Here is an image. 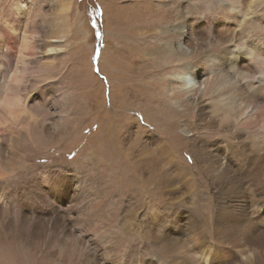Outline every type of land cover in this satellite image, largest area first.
Segmentation results:
<instances>
[{"label":"bare ground","instance_id":"1","mask_svg":"<svg viewBox=\"0 0 264 264\" xmlns=\"http://www.w3.org/2000/svg\"><path fill=\"white\" fill-rule=\"evenodd\" d=\"M61 1L67 14L71 2ZM119 2L126 5L111 15V41L120 45L113 52L115 65L122 50L126 60L134 56L139 76L148 81L137 103L149 104L152 115L144 120L150 127L156 122L161 132L148 141L129 133L128 142L122 141L119 128L127 124L122 115L131 106L132 94L121 73L116 87L120 118L100 122L97 142L87 148L100 169L96 178L88 175L91 181L79 173L81 179L71 180L73 188H52L50 196L40 184L26 192L8 186L0 192V264H33L37 253L50 264H264V0H115ZM20 18V9L11 10L3 22L7 31L0 30L4 67L14 55L24 63L28 50L36 57L38 48L27 39L30 24L23 23L25 37L19 45L10 39ZM144 30L154 32L156 41L149 48L157 63L132 42ZM36 35L38 41L41 35ZM51 43H46L45 53L54 55ZM179 64L185 65L176 74ZM5 97L0 112L14 117L21 110L19 103ZM149 143L160 145L163 153L158 161L150 158L141 165L132 147L144 150ZM193 156L196 167L187 160ZM173 163L180 170L170 171ZM85 164L87 158L81 167ZM189 171L194 172L191 178ZM150 178L164 180L162 195L140 205L136 194ZM45 180L56 183L52 177ZM193 181L202 186L201 195L209 202V219L187 208L198 203ZM86 185L87 201H81ZM98 194L130 200L133 212L143 208L146 218L135 217L156 245L153 258L117 254L125 251L113 238L118 218L102 210L107 200ZM25 196L32 203L24 201L21 207L18 199ZM29 210L32 214H25ZM40 212L37 220L34 216ZM12 225H22L24 235L13 237Z\"/></svg>","mask_w":264,"mask_h":264},{"label":"rangeland","instance_id":"2","mask_svg":"<svg viewBox=\"0 0 264 264\" xmlns=\"http://www.w3.org/2000/svg\"><path fill=\"white\" fill-rule=\"evenodd\" d=\"M70 2L69 12L65 14L63 11L65 3L61 0H0V26L2 27L0 30L7 31L3 23L5 16L11 10L20 9L22 20L20 18V24L17 25L20 32L14 33V37L12 36L10 39L13 40L12 43L19 45L25 37L23 27L26 25L23 23H28L32 30L28 32L31 34H27L29 36L27 39L39 50L34 51L35 58H32V50L25 51L24 54L28 57L24 58L25 64L18 63L16 55L11 56L10 58L13 60L11 59L9 62L1 55V58L8 63L4 67L3 61L0 59V102L2 99L4 101V97L7 95L13 100L12 102L19 103L21 110H18L14 117L7 116L3 111L0 112V115L5 119L0 122V139L2 140L0 142V159L2 158L3 162H0V192H6L5 186L14 190L17 187L25 191L30 186L40 187L41 185L43 192L47 191L50 196L53 195L50 191L52 188L57 191L61 190L63 185L73 188L71 180L73 178L81 179L79 173L87 179H89L88 175L96 178L100 169L92 162V155L87 152L89 151L87 148L91 147L92 143L96 144L97 133L100 132V122L110 120L113 116L120 118L118 116L119 107L116 104L118 102L116 87L121 73L128 90L131 88L132 94V100L128 101V105L131 106L122 115L127 124L119 128L122 141L128 142L126 138L129 133H133L136 139L142 136L148 141L153 134L158 135L161 132L162 128L156 122L150 127L144 120L145 117L152 115L149 104L137 103L140 95L146 91L148 81L145 75L139 76L140 67L136 68L134 56L128 55L129 59L126 60L125 52L122 50L119 64L115 65L116 58L113 52L120 45L111 41L110 36L113 31L111 15L116 14V7L126 5V3L116 4L115 0H70ZM37 15L39 16L36 17ZM32 31L36 32L38 38L40 35L42 38L35 41V34L33 35ZM5 36L8 37L6 34ZM107 40L110 44L105 42ZM155 41L154 32L150 30H144L139 33V36L132 39V42L142 47L141 52L150 58L152 63L159 61L155 55L150 56L153 54L149 48L150 43ZM50 42L56 47L54 55L45 53L46 43ZM111 77L112 80L109 79ZM62 121H65L64 132H61ZM180 125L181 123H179ZM181 131V128L177 130L179 134H182ZM132 152L135 160L139 161L141 165L150 158H155L158 161L159 154L163 153L161 146L154 143H149L144 150H134L132 147ZM86 158L85 167L87 169L81 167ZM196 159L195 156L188 158L189 165L196 167ZM178 167L179 164L173 163V168L170 171L180 170ZM188 170L185 169V171ZM189 172L192 173V171ZM195 173L197 174L196 170ZM193 175L194 172L188 178ZM46 177L54 178L57 184L51 183L50 187L46 183ZM178 177L181 178L180 175ZM89 180L92 181V179ZM162 181L164 180L145 179L136 194L137 203L144 205L151 200V196H161L162 185L160 182ZM91 183L88 184L90 188H92ZM194 184H196L198 203H196L197 206L190 203L187 208L196 216L209 219V206H207L209 202L202 197L203 194L201 195L202 186L196 182ZM93 187L95 186L93 185ZM155 187L159 189H155ZM82 193L83 195H80L79 199L87 201V199L84 200L87 197V185L86 190ZM199 197L202 201L199 200ZM119 198V196L110 195L108 198H104V202L107 201L105 209H102L105 212L106 210L112 211L117 215L120 229L118 227L113 231V238L125 250L117 252V254L129 256V254L138 253L140 255L142 253V256L146 258H153L157 253L156 245L151 241L152 239H147L145 236L147 230L138 226L139 220L135 217L136 215L139 219H145V211L141 207L133 212L131 211V201ZM62 199L65 200V196H62ZM24 201L32 203L28 196H25L18 199V204L22 207ZM24 212L27 215L32 214L30 210ZM37 215L34 217L39 220L42 213ZM24 230L22 225H12L11 235L13 237L14 235L23 236ZM148 242L150 243L148 244ZM32 258L33 264H50L49 260L39 253Z\"/></svg>","mask_w":264,"mask_h":264},{"label":"clouds","instance_id":"3","mask_svg":"<svg viewBox=\"0 0 264 264\" xmlns=\"http://www.w3.org/2000/svg\"><path fill=\"white\" fill-rule=\"evenodd\" d=\"M182 65H185V64H179V65H177V66L175 67V73H176V74H177L178 69H179L180 66H182Z\"/></svg>","mask_w":264,"mask_h":264},{"label":"snow or ice","instance_id":"4","mask_svg":"<svg viewBox=\"0 0 264 264\" xmlns=\"http://www.w3.org/2000/svg\"><path fill=\"white\" fill-rule=\"evenodd\" d=\"M189 86H191V85H189Z\"/></svg>","mask_w":264,"mask_h":264}]
</instances>
